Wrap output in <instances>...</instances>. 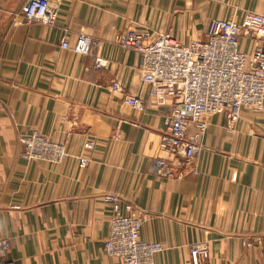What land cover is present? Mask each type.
Wrapping results in <instances>:
<instances>
[{"label":"crops","instance_id":"obj_1","mask_svg":"<svg viewBox=\"0 0 264 264\" xmlns=\"http://www.w3.org/2000/svg\"><path fill=\"white\" fill-rule=\"evenodd\" d=\"M27 1L0 0V238L13 264H122L103 250L112 194L122 215L127 205L145 215L141 239L164 246L152 264H190L188 248L202 242L210 264H264V111L209 116L200 155L169 156L159 140L171 108L150 97L138 54L116 42L135 31L188 44L210 19L264 15V0H47L53 26L14 25ZM79 34L100 44L105 68L72 51ZM251 49L244 40L243 53ZM114 80L144 99L143 112L110 91ZM32 130L64 143L67 157L24 161L19 135ZM158 159L170 177L157 175Z\"/></svg>","mask_w":264,"mask_h":264},{"label":"built area","instance_id":"obj_2","mask_svg":"<svg viewBox=\"0 0 264 264\" xmlns=\"http://www.w3.org/2000/svg\"><path fill=\"white\" fill-rule=\"evenodd\" d=\"M58 16L54 3L30 0L26 10L14 14V25L41 24L53 26ZM252 43L251 52L242 51V43ZM125 50L139 56L142 82L149 87L150 97L161 106H170L160 135L159 147L167 155L180 157L185 163L197 158L202 151L201 139L206 133V119L223 115L235 122L242 111H264V15L248 12L239 21L210 19L201 39L182 44L168 35L149 39L145 34L128 31L116 39ZM100 44L91 37L79 34L72 51L79 56L93 55L96 69L107 66V60L95 53ZM63 50L70 47L67 38L60 42ZM109 89L122 95V103L143 112L145 101L126 93L119 81ZM170 104H167V103ZM21 158L27 163L59 164L67 157L64 143H54L32 130L21 133ZM92 143L83 148L91 151ZM87 164L85 156L78 158V167ZM166 159L156 161L159 177L171 176ZM196 174V171H191ZM104 204L110 208L109 227L103 243L105 254L122 264H152L154 255L164 246L141 239L144 214H131V206L121 214L117 195H105ZM190 264H210L207 243H196L188 248ZM0 264H13L8 255V242L0 238Z\"/></svg>","mask_w":264,"mask_h":264},{"label":"water","instance_id":"obj_3","mask_svg":"<svg viewBox=\"0 0 264 264\" xmlns=\"http://www.w3.org/2000/svg\"><path fill=\"white\" fill-rule=\"evenodd\" d=\"M29 1H30V0H28L27 3H26V5H25V10L27 9V7H28V5H29Z\"/></svg>","mask_w":264,"mask_h":264}]
</instances>
